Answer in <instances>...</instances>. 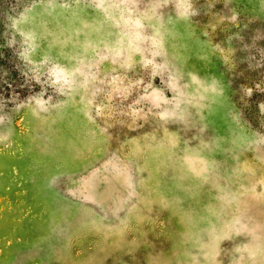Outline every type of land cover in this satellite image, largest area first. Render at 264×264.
<instances>
[{
  "label": "rangeland",
  "instance_id": "374dc122",
  "mask_svg": "<svg viewBox=\"0 0 264 264\" xmlns=\"http://www.w3.org/2000/svg\"><path fill=\"white\" fill-rule=\"evenodd\" d=\"M0 264H264V0H0Z\"/></svg>",
  "mask_w": 264,
  "mask_h": 264
}]
</instances>
